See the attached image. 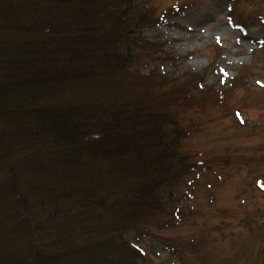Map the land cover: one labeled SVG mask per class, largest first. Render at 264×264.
Instances as JSON below:
<instances>
[{"label": "rangeland", "instance_id": "rangeland-1", "mask_svg": "<svg viewBox=\"0 0 264 264\" xmlns=\"http://www.w3.org/2000/svg\"><path fill=\"white\" fill-rule=\"evenodd\" d=\"M8 2L20 8L18 12L0 10V25L7 24L0 26L1 48L5 42L17 44L19 35L11 22H22L20 31L52 45V33L62 34H57V26L68 31L63 36L71 41L80 42L96 32L94 27H78L77 15H70L61 0L54 7L45 0ZM138 2L133 13L145 12V18L151 20L144 23L141 39L151 43L156 53L142 52L116 86L83 81L76 84V88L83 87L78 93L80 97L96 94L97 102L104 97L153 99L159 109L172 104V113L178 109L176 104L185 105L179 120L192 129V136L184 146L205 164L181 183L184 199L175 204L180 205L177 215L165 208L155 218H145L143 224L150 220L149 228H127L123 238L141 253L139 264H264V0ZM2 4L0 0L1 9ZM180 86H185L186 95L177 96V92L167 98L164 94L171 88L180 92ZM16 162V154L0 159V264L20 259L31 245L44 254L70 244L79 248L92 240V232L84 234L85 222L100 213L96 210L94 215L80 202L71 206L78 208L76 220L66 213L63 218L68 220L55 222L50 238L30 239L20 232L15 212L23 217L31 213L16 202L9 184L6 166L12 170ZM15 175L20 184V174ZM39 199L48 205L43 216L36 215L42 222L55 210V202L39 195L30 203ZM70 217L75 223H67ZM96 251L97 258L102 256ZM84 254L77 255L75 264H86Z\"/></svg>", "mask_w": 264, "mask_h": 264}, {"label": "trees", "instance_id": "trees-1", "mask_svg": "<svg viewBox=\"0 0 264 264\" xmlns=\"http://www.w3.org/2000/svg\"><path fill=\"white\" fill-rule=\"evenodd\" d=\"M45 1L54 7L60 0ZM61 1L70 15H77L78 27H94L96 32L80 42L71 41L63 36L68 31L57 26V34H62L52 33V45L20 31L22 22H11L19 37L17 44L5 42L0 47V159L17 155L13 169L8 165L6 169L16 202L31 213L23 217L15 212L20 232L30 239L50 238L55 222L68 220L63 218L66 213L77 218L78 208L71 207L74 202L94 215L98 210L100 216L90 215L85 222L84 234L90 231L94 236L85 246L70 244L42 254L31 245L29 252L8 263L75 264L83 251L86 264H139L141 253L125 242L124 231L149 228L150 220L143 224L145 218H155L165 208L177 215L180 205L175 204L184 199L181 183L201 171L205 160L184 146L192 136V129L179 120L185 105L176 104L178 109L172 113V104L159 109L153 99L104 97L97 102L96 94L80 97L78 93L83 87L76 84L83 81L116 86L142 52L156 53L151 43L141 39L144 23L151 20L145 12L133 13L139 8L138 0ZM1 2L2 12L19 11L20 6ZM183 87L164 94L167 98L177 92L186 95ZM39 195L55 202V210L42 222L37 216H43L48 205L39 199L30 207V199ZM72 217L67 223H75ZM96 250L102 256L97 258Z\"/></svg>", "mask_w": 264, "mask_h": 264}]
</instances>
